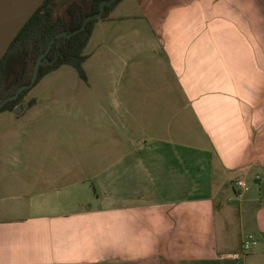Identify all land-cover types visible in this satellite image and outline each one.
I'll return each instance as SVG.
<instances>
[{
    "label": "crops",
    "instance_id": "0c3cea01",
    "mask_svg": "<svg viewBox=\"0 0 264 264\" xmlns=\"http://www.w3.org/2000/svg\"><path fill=\"white\" fill-rule=\"evenodd\" d=\"M257 5L123 0L90 40L110 25L134 57L162 54L165 95L117 97L96 111L55 105L105 97H34L0 112V264H264ZM248 234L259 246L229 257Z\"/></svg>",
    "mask_w": 264,
    "mask_h": 264
},
{
    "label": "rangeland",
    "instance_id": "374dc122",
    "mask_svg": "<svg viewBox=\"0 0 264 264\" xmlns=\"http://www.w3.org/2000/svg\"><path fill=\"white\" fill-rule=\"evenodd\" d=\"M72 1L74 0H58L57 12L59 14H64L68 3ZM77 1L82 2L85 9H88L91 0ZM251 2H259L260 7L258 8V5L256 7L259 9L258 12L264 15V0H251ZM120 10H122L123 13H128V11H132V8L126 11L121 7ZM137 10H139V13H142L141 8H137ZM131 22L134 23V18ZM140 23L147 24L143 20H141ZM115 33L116 32L112 30L110 25H105V27L104 25H99L93 39L88 43L85 49V54L88 55V59L84 63L87 81L79 76L77 70L73 66L63 65L42 78V80L30 90L24 97V103L20 110H25L28 107L27 100L34 97H38L43 100V102L46 97H105V102H103V104L59 103L55 105L57 106L55 110L58 111H96L102 110V108H100L102 105L112 110L110 108L116 106L115 101L117 97L134 96V94L146 95L149 93L153 95H165L168 88L164 85L168 84L166 81L172 82V77L167 66L159 62V57L163 58V55L160 54V56H158L157 54L155 56L152 52H145L143 54H147V56L141 55L137 57L135 55L134 57L135 47L129 49L125 44L122 46L120 44L121 41L118 42V40H115ZM144 33L146 35H151L152 32L147 31ZM146 41L148 40L143 41L144 45H141V42L140 44L138 42L136 43L145 49H152V45ZM101 43L106 44L102 45ZM134 81L136 82L135 85ZM152 83H154L153 86ZM42 105H45V103H42ZM52 105L54 106V104ZM123 106L131 107L132 104H124ZM42 108H44V106H42ZM28 141L30 144H34V140L31 136L27 137V142ZM31 155L33 158V153Z\"/></svg>",
    "mask_w": 264,
    "mask_h": 264
},
{
    "label": "trees",
    "instance_id": "16d2710c",
    "mask_svg": "<svg viewBox=\"0 0 264 264\" xmlns=\"http://www.w3.org/2000/svg\"><path fill=\"white\" fill-rule=\"evenodd\" d=\"M104 1L109 0H91L89 8L85 9L82 2L74 0L68 3L64 14H59L58 0H45L0 60V104L14 95L21 86L30 83L39 57L57 34L77 32L55 39L46 55V62L39 67L35 84L22 91L16 99L5 103L0 112L14 110L42 78L63 65L73 66L79 76L87 81L84 63L88 55L85 54V49L95 25L99 20L108 19L111 11L123 0L105 5L102 15L88 21L80 30L88 16L100 12V5ZM34 103L35 99H31L28 105L32 106Z\"/></svg>",
    "mask_w": 264,
    "mask_h": 264
},
{
    "label": "water",
    "instance_id": "95a60500",
    "mask_svg": "<svg viewBox=\"0 0 264 264\" xmlns=\"http://www.w3.org/2000/svg\"><path fill=\"white\" fill-rule=\"evenodd\" d=\"M114 1L115 0L102 2L100 5V12L92 16H88L80 30H82L85 27L86 23L91 19L99 18L104 12L105 5L111 4ZM44 2L45 0H0V60L7 52L11 43L20 33L25 24L30 20V18L36 13V11ZM76 32L77 31L69 34H57L56 37L50 42L46 51L39 57L35 65L34 73L30 83L28 85L21 86L14 95L5 99L0 104V108H2L8 101L16 99L22 91L31 88L35 84L39 67L46 62V55L49 52L51 45L53 44L55 39L62 36H71Z\"/></svg>",
    "mask_w": 264,
    "mask_h": 264
},
{
    "label": "built area",
    "instance_id": "2783aa9c",
    "mask_svg": "<svg viewBox=\"0 0 264 264\" xmlns=\"http://www.w3.org/2000/svg\"><path fill=\"white\" fill-rule=\"evenodd\" d=\"M237 186L241 189H245L247 187V182L243 179L237 180ZM258 245V239L255 234H248L243 242L242 248L238 252L228 254L229 257L235 260L242 259L246 254H248L254 247Z\"/></svg>",
    "mask_w": 264,
    "mask_h": 264
}]
</instances>
